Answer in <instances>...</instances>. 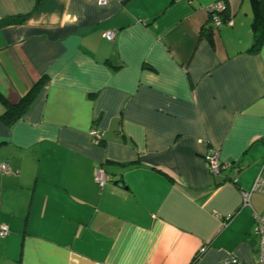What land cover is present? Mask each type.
I'll list each match as a JSON object with an SVG mask.
<instances>
[{"label": "crops", "instance_id": "crops-1", "mask_svg": "<svg viewBox=\"0 0 264 264\" xmlns=\"http://www.w3.org/2000/svg\"><path fill=\"white\" fill-rule=\"evenodd\" d=\"M215 1L0 0V97L42 82L0 120V264H253L264 194L241 191L264 177V43L251 0H223L207 37Z\"/></svg>", "mask_w": 264, "mask_h": 264}, {"label": "built area", "instance_id": "built-area-1", "mask_svg": "<svg viewBox=\"0 0 264 264\" xmlns=\"http://www.w3.org/2000/svg\"><path fill=\"white\" fill-rule=\"evenodd\" d=\"M107 1L108 0H98L99 4H104ZM225 8H226V4L223 0L212 2L208 6H206V10L209 14L210 21L214 27L221 24L222 22L221 15L224 12ZM113 36H114L113 32L111 31L105 32V37L108 40H112ZM89 134L91 136L92 143L94 144H99L103 139L102 133L96 128H91ZM204 159L209 172L212 174H218L220 168L222 167L218 159V154L216 152H210L205 155ZM229 166H233V164H229ZM0 170L3 173L12 172V170L5 163L0 164ZM106 180H107L106 173L104 172L103 169H100L95 175L96 184L98 185V187L101 188L106 183ZM236 180L237 179L234 177L233 181L236 182ZM254 192H259L261 194H264V177L257 176L249 190L241 191L243 205L249 204L250 196ZM7 233H8L7 226L4 224H0V236H4ZM253 234L258 241L257 254H256V258L253 261V264H264V213L254 214ZM201 250L203 251L204 248H201ZM220 264H242V261L236 257H231L226 260H223Z\"/></svg>", "mask_w": 264, "mask_h": 264}, {"label": "trees", "instance_id": "trees-1", "mask_svg": "<svg viewBox=\"0 0 264 264\" xmlns=\"http://www.w3.org/2000/svg\"><path fill=\"white\" fill-rule=\"evenodd\" d=\"M253 6V18L251 22V29L253 33V44L252 50H257L259 47L264 43V0H251ZM223 14V13H222ZM25 19V16L21 17H14V18H7L4 19L1 23L2 24H11V23H20ZM222 17V22H223ZM210 20V17H209ZM214 26L210 22L207 27L203 28V33L209 37L211 32L214 31ZM42 82H38L37 84L33 85L30 92H28L23 98L19 100L17 104H9L5 100L2 99L5 110L0 116V120L5 125H10L18 116L20 115L21 110L28 105L31 97L33 96V91L35 88H39ZM36 89V90H37Z\"/></svg>", "mask_w": 264, "mask_h": 264}, {"label": "clouds", "instance_id": "clouds-1", "mask_svg": "<svg viewBox=\"0 0 264 264\" xmlns=\"http://www.w3.org/2000/svg\"><path fill=\"white\" fill-rule=\"evenodd\" d=\"M77 22V17L70 16L68 14H65L63 17V23L65 24H75Z\"/></svg>", "mask_w": 264, "mask_h": 264}, {"label": "water", "instance_id": "water-1", "mask_svg": "<svg viewBox=\"0 0 264 264\" xmlns=\"http://www.w3.org/2000/svg\"><path fill=\"white\" fill-rule=\"evenodd\" d=\"M114 184L124 187L122 180H116V181H114Z\"/></svg>", "mask_w": 264, "mask_h": 264}]
</instances>
